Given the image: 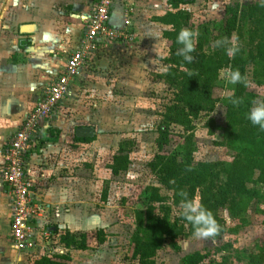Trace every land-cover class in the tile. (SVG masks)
Returning a JSON list of instances; mask_svg holds the SVG:
<instances>
[{
	"label": "rangeland",
	"instance_id": "374dc122",
	"mask_svg": "<svg viewBox=\"0 0 264 264\" xmlns=\"http://www.w3.org/2000/svg\"><path fill=\"white\" fill-rule=\"evenodd\" d=\"M236 4L264 5L261 0H195L193 5L184 9L191 13L194 25L199 27L206 23H222L227 7ZM166 6L167 0L137 1L135 42L130 46L107 47L98 56L96 67L89 68L86 80L81 81L73 98L62 109L59 124L66 129L58 131L52 127L37 140L34 154L38 155L43 146L63 133L61 151L65 154L60 160L63 162L60 165L55 162L54 167L59 169L62 177L72 176L73 180L77 178L84 184L82 196H77L80 197L78 200L71 199L73 207L64 211L68 215L65 227L58 217L64 213L57 212V209L50 212V224L61 233H87L91 237L89 251H66L71 257L70 264H138L132 257L130 244L136 228L135 213L145 208L142 202L145 189L157 186L148 164L157 153L161 114L173 98L172 92L158 77L165 69L162 60L168 56L167 43L162 37L167 28L155 23L154 19L165 14ZM6 30L5 35H11L16 32V27L14 31ZM62 30L64 35L66 29ZM220 81L224 86L217 95L226 98L233 93L235 84L229 82L227 71L221 73ZM248 81L249 90L258 95L256 101L264 100V87L253 84L251 67ZM225 118V108L218 105L213 114L202 115L196 121V163H229L234 158L235 152L216 145L222 139V133L216 131L210 135L206 125L209 119H213L223 127ZM172 132L173 144L179 148L183 144L184 131L173 127ZM83 137L96 140L82 145L77 139ZM124 141L132 143L131 166L128 172L114 177L107 166ZM49 166L52 168L53 162ZM48 176L49 184L56 179L52 173ZM259 190L260 197L250 201L237 217L233 218L228 212L224 214L227 232L223 238H182L178 241L179 250L166 247L158 254L157 263L182 264L187 255L201 252L214 260L228 255L230 264H248V256L264 246V186ZM79 200L81 202H77ZM178 211L173 208V216ZM100 230L107 236L104 245H99L92 237ZM227 245H231L229 251L221 252ZM49 246L52 255V241ZM42 254L45 249L38 251L36 256L23 258V262L34 264Z\"/></svg>",
	"mask_w": 264,
	"mask_h": 264
},
{
	"label": "trees",
	"instance_id": "16d2710c",
	"mask_svg": "<svg viewBox=\"0 0 264 264\" xmlns=\"http://www.w3.org/2000/svg\"><path fill=\"white\" fill-rule=\"evenodd\" d=\"M195 0H167L166 12L156 17L154 22L166 27L162 37L167 43L168 56L162 60L166 71L159 79L172 92L173 98L165 106L158 125L156 139L157 153L148 164L157 186L145 189L142 202L145 208L135 213V231L131 237L132 257L138 264H158V254L166 247L179 250L178 241L194 236V226L181 215V191L188 198H201L205 208L210 210L221 227V239L227 232L224 214L233 218L246 209L248 203L260 197V186H264V130L253 125L248 113L258 95L249 90V85L236 83L233 93L221 98L217 92L224 86L220 81L222 72L238 69L248 80L252 68V82L264 87V5H231L226 9L222 23H206L196 27L192 15L184 9ZM182 28L198 30L194 60L189 63L177 50V36ZM235 34L240 50L232 57L226 53L230 46L214 47L217 40ZM232 100H239L233 104ZM218 105L226 110L225 125L218 126L213 119L207 122L209 134L218 131L222 139L216 143L220 148L235 152L234 158L226 163L195 162L197 152L196 121L202 116L213 114ZM173 127L184 131L182 146L173 144ZM96 138H78L80 144H91ZM131 142H121L117 153L112 157L107 170L118 177L129 171L131 166ZM190 169V170H189ZM163 191L170 193L168 196ZM106 199V194H105ZM173 208L178 214L173 216ZM59 233L58 228L54 229ZM92 237L99 245L107 240L103 230ZM90 236L87 233L75 234L70 231L60 233V245L66 250L87 252L90 250ZM231 245L222 248L227 253ZM70 254L43 256L34 264H70ZM182 264H230V257L222 256L214 260L209 254L195 252L187 255ZM248 264H264V246L248 256Z\"/></svg>",
	"mask_w": 264,
	"mask_h": 264
},
{
	"label": "crops",
	"instance_id": "0c3cea01",
	"mask_svg": "<svg viewBox=\"0 0 264 264\" xmlns=\"http://www.w3.org/2000/svg\"><path fill=\"white\" fill-rule=\"evenodd\" d=\"M94 1L0 0V167L4 162L1 153L6 143L20 129L45 89L62 72L66 55L80 41L84 18L90 13ZM137 1H132L135 8L134 21L138 17ZM15 27L16 32L5 35L6 29L14 31ZM62 29H66L64 35ZM68 34L69 37L66 36ZM102 52L93 58L75 82L72 98L81 81L86 80L89 68L96 67ZM62 109L50 126L41 131L39 138L52 127L58 131L66 129L59 124L63 117ZM62 138L63 133L59 137L55 136L39 151L40 155L34 154V150L28 157V171L35 181L36 195L49 209V219L52 218L50 212L55 209L60 213L67 212L66 208L74 204L71 199L78 200L80 197L77 196H82L84 190L80 180H73L72 176L62 177L58 173L59 169L54 167L55 162L58 165L63 162L60 161L65 154L61 151ZM52 162L53 167L50 168ZM51 173L56 179L49 184L47 175ZM58 217L65 227L68 215L64 213ZM10 226L11 205L0 177V264H24L25 257L19 255L10 240ZM55 227L53 224L50 226L54 233Z\"/></svg>",
	"mask_w": 264,
	"mask_h": 264
},
{
	"label": "built area",
	"instance_id": "2783aa9c",
	"mask_svg": "<svg viewBox=\"0 0 264 264\" xmlns=\"http://www.w3.org/2000/svg\"><path fill=\"white\" fill-rule=\"evenodd\" d=\"M132 1H94L84 18L80 41L66 55L62 72L45 89L1 153L4 162L0 177L11 205L10 240L19 255L30 258L42 249L45 254L41 257L66 255L67 250L60 245V233L50 230L49 209L36 195L35 181L28 171V157L36 149L41 131L50 126L59 110L71 100L75 82L93 58L107 47L130 46L135 42ZM50 241L54 244L52 255Z\"/></svg>",
	"mask_w": 264,
	"mask_h": 264
},
{
	"label": "clouds",
	"instance_id": "9594fccd",
	"mask_svg": "<svg viewBox=\"0 0 264 264\" xmlns=\"http://www.w3.org/2000/svg\"><path fill=\"white\" fill-rule=\"evenodd\" d=\"M261 2L264 3V0H261ZM198 36V30L189 28H182L177 36V43L182 45V47L177 50L176 54L182 56L183 59L189 63L194 60V56L191 55V53L195 52V41ZM228 44H230V46L226 48V53L229 57H232L240 50L238 37L235 34H233L230 41L228 38L217 40L213 46L220 47ZM166 70L167 69H162V71ZM227 75L229 77V82L232 84L243 82L245 86H248L250 83L246 77L241 75L238 69H229ZM232 103L239 104L240 101L232 100ZM248 119L253 125L259 126L261 130H264V100L253 102V107L248 113ZM180 196L183 198L180 202V208L182 209L181 215L194 226V236L196 238H210L218 235L221 231L220 224L215 219L214 214L203 206L201 198L195 196L189 199L188 193L185 191H181Z\"/></svg>",
	"mask_w": 264,
	"mask_h": 264
}]
</instances>
